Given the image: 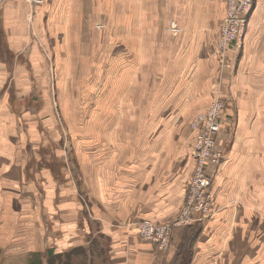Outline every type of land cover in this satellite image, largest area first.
Here are the masks:
<instances>
[{"label": "crops", "instance_id": "crops-1", "mask_svg": "<svg viewBox=\"0 0 264 264\" xmlns=\"http://www.w3.org/2000/svg\"><path fill=\"white\" fill-rule=\"evenodd\" d=\"M161 9L163 34L155 23L162 20ZM30 11L40 19L39 8L22 0L0 6L4 237L27 252H39L40 246L48 247L47 230L49 244L73 248L79 241L85 246L96 227L111 246L112 264H182L189 256L190 264H264V0H254L242 49L224 59L215 46L225 0H152V63L158 62L152 120L163 121L152 122L147 136L132 140L118 123L101 126V141L85 144L83 160L74 158L62 130L58 137L46 138L45 112L38 107L42 82L31 76L46 65V47L31 27ZM76 13L69 7V17ZM71 24L69 32L68 24L59 31L64 41L73 39L75 47L78 37L90 38L86 32L77 35L76 19ZM74 47H68L70 55L77 54ZM216 82L228 107L218 136L224 156L217 168L208 170L211 214L203 222L174 229L163 250L139 237L137 223H164L179 214L195 166L191 118L212 102ZM47 114L53 116L52 111ZM175 120L181 121L178 131ZM109 128L115 134H106Z\"/></svg>", "mask_w": 264, "mask_h": 264}, {"label": "rangeland", "instance_id": "rangeland-1", "mask_svg": "<svg viewBox=\"0 0 264 264\" xmlns=\"http://www.w3.org/2000/svg\"><path fill=\"white\" fill-rule=\"evenodd\" d=\"M22 1L32 9L39 8V20L35 18V11L33 16L30 11V24L34 32L42 36V44L46 47V65L43 64L39 72L31 73L32 78L42 82L37 89L41 96L38 107L45 112L46 138H56L59 129L62 130L67 148H71L75 159L83 160L85 144L101 141V126L111 127L118 123L124 128V137L132 140L136 135L137 138L140 135L143 137L146 131H152V122L159 121L160 124L163 121L152 120V110L158 99L157 88L152 86L158 63L156 60L152 63V0ZM69 7L77 12L75 16H70L72 21L76 19L77 35L86 32L90 37L84 38L81 34L83 37H78L75 47L73 39L64 41L59 32L65 24H68L67 32L71 30ZM59 8L65 13L59 14ZM160 15L162 20L155 23L163 34L162 9ZM171 28L179 31L178 27L175 30V24ZM68 47L77 48V54L70 55ZM216 86L217 82L212 89V102L201 112L218 98H226L221 93L222 88L217 89ZM50 111L56 119L48 116ZM117 113L119 117L115 118ZM180 126L181 121L175 120L173 127L178 131ZM110 130L105 133L114 132ZM51 153L48 150L47 155ZM77 172L82 182L78 164ZM94 230L86 237L85 246L79 241L78 245L74 243L73 248L49 244L47 230L45 238L48 247L40 246L39 252L37 248L27 252V247L17 245L19 242L4 237L6 232H0V264H112L111 246L106 239H102L96 227ZM190 253L186 250L187 256ZM190 259V256L184 258L182 264H190Z\"/></svg>", "mask_w": 264, "mask_h": 264}, {"label": "built area", "instance_id": "built-area-1", "mask_svg": "<svg viewBox=\"0 0 264 264\" xmlns=\"http://www.w3.org/2000/svg\"><path fill=\"white\" fill-rule=\"evenodd\" d=\"M7 0H0L2 5ZM41 2L42 0H28ZM254 0H226V10L220 26V35L215 51L222 59L230 51L239 52L243 47L244 36ZM230 68L231 63L223 62ZM224 98V97H223ZM227 107V99L218 98L203 112L197 113L190 122V130L195 134L194 158L195 166L187 186L186 198L179 214L164 223H154L143 219L137 223L139 237L155 243L165 250L170 246L174 229L191 226L195 222H203L210 217L213 195L212 178L209 168H217L222 159L223 151L219 148L220 119ZM86 203V200L83 199Z\"/></svg>", "mask_w": 264, "mask_h": 264}]
</instances>
